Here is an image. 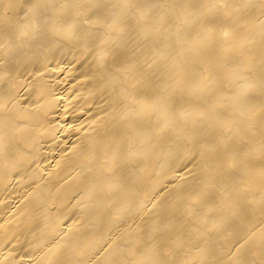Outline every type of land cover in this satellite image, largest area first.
Segmentation results:
<instances>
[{
    "label": "bare ground",
    "instance_id": "obj_1",
    "mask_svg": "<svg viewBox=\"0 0 264 264\" xmlns=\"http://www.w3.org/2000/svg\"><path fill=\"white\" fill-rule=\"evenodd\" d=\"M0 264H264V0H0Z\"/></svg>",
    "mask_w": 264,
    "mask_h": 264
}]
</instances>
